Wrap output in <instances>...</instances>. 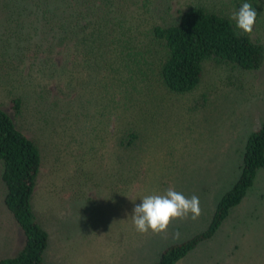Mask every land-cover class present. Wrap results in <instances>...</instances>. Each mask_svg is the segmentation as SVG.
Returning a JSON list of instances; mask_svg holds the SVG:
<instances>
[{
	"label": "trees",
	"instance_id": "1",
	"mask_svg": "<svg viewBox=\"0 0 264 264\" xmlns=\"http://www.w3.org/2000/svg\"><path fill=\"white\" fill-rule=\"evenodd\" d=\"M226 1L5 2L0 28V181L4 206L21 230L23 244L0 264H43L47 249L49 228L37 222L32 200L41 163L48 162L54 146L45 143L34 124L59 129L57 139H68L71 147L114 140L122 154H131L149 133L142 127L154 116L148 107L154 105L148 99L154 87L168 95L191 93L208 61L247 72L262 67L264 44L239 31L230 19V11L245 2L255 6L256 0ZM135 107L146 117L139 125ZM262 169L264 123L246 139L238 179L219 200L206 229L168 246L154 264H177L212 239Z\"/></svg>",
	"mask_w": 264,
	"mask_h": 264
},
{
	"label": "rangeland",
	"instance_id": "2",
	"mask_svg": "<svg viewBox=\"0 0 264 264\" xmlns=\"http://www.w3.org/2000/svg\"><path fill=\"white\" fill-rule=\"evenodd\" d=\"M6 1L0 0V28ZM253 7L258 17L250 37L264 44V0ZM154 88L148 98L154 116L142 127L149 133L131 154H122L114 140L71 147L68 139H57L59 129L34 124L45 143L54 146L48 162L41 163L32 200L37 222L49 228L43 264H154L168 246L206 229L219 200L238 179L246 139L264 123V64L247 72L208 61L193 92L176 96ZM134 117L137 125L146 120L136 107ZM169 187L198 196L202 214L176 220L164 233L136 231L134 207L145 195ZM4 191L0 181V259L13 256L23 241L4 206ZM177 264H264V169L213 238Z\"/></svg>",
	"mask_w": 264,
	"mask_h": 264
},
{
	"label": "clouds",
	"instance_id": "3",
	"mask_svg": "<svg viewBox=\"0 0 264 264\" xmlns=\"http://www.w3.org/2000/svg\"><path fill=\"white\" fill-rule=\"evenodd\" d=\"M258 13L251 3H242L239 10L234 12L230 19L235 27L245 33L251 34L254 30ZM133 209L131 221L139 233L146 234L151 231L160 234L167 231L170 224L176 220H195L202 214L199 197L185 196L182 192L169 187L162 194L145 195ZM179 238V232L174 234Z\"/></svg>",
	"mask_w": 264,
	"mask_h": 264
},
{
	"label": "crops",
	"instance_id": "4",
	"mask_svg": "<svg viewBox=\"0 0 264 264\" xmlns=\"http://www.w3.org/2000/svg\"><path fill=\"white\" fill-rule=\"evenodd\" d=\"M21 244H23V241H22ZM19 246H20V245H19V243H18L17 246L15 247V249H17ZM13 256H14V255H13ZM13 256H11V257H13ZM11 257H8V258H11ZM3 259H4V258H3Z\"/></svg>",
	"mask_w": 264,
	"mask_h": 264
}]
</instances>
